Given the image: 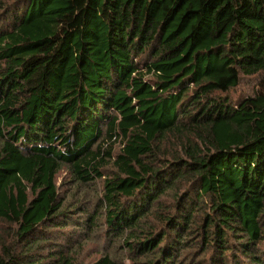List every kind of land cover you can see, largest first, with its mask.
<instances>
[{
    "label": "trees",
    "instance_id": "obj_1",
    "mask_svg": "<svg viewBox=\"0 0 264 264\" xmlns=\"http://www.w3.org/2000/svg\"><path fill=\"white\" fill-rule=\"evenodd\" d=\"M100 215L151 264H264V0H0V264H124L62 232Z\"/></svg>",
    "mask_w": 264,
    "mask_h": 264
},
{
    "label": "rangeland",
    "instance_id": "obj_2",
    "mask_svg": "<svg viewBox=\"0 0 264 264\" xmlns=\"http://www.w3.org/2000/svg\"><path fill=\"white\" fill-rule=\"evenodd\" d=\"M5 24L6 23H4V25ZM255 83L256 81L254 82L253 80L242 82L237 89L231 91V96L234 99H237L240 96L252 94L253 85ZM64 179H70L68 171L65 168L61 170L58 175V184H61ZM173 192V189H169L168 192L161 197V201H168L169 203L174 202L175 197L172 195ZM75 218L79 220L78 224L84 220L82 215H76ZM96 222L97 223H94L90 234L84 239L80 237V235L83 234L81 233L82 229H79L78 225L73 224L72 222L68 223L66 228L62 231L69 232L72 239L75 242H79L76 244V249L82 257L86 258L88 261H92L101 257L103 254H109L124 264H151L150 261L155 257L154 255L141 253L138 254V256L134 255V253L129 251V246L124 242L126 234H116V232L119 231L109 229L104 217L101 215L97 218ZM57 230L58 229H56V231ZM192 247L193 248L188 250L181 251L178 255V261L180 260L181 264H209L207 258H205V255L202 254L201 250H198L195 254L188 252L194 248H199L197 244H193Z\"/></svg>",
    "mask_w": 264,
    "mask_h": 264
}]
</instances>
